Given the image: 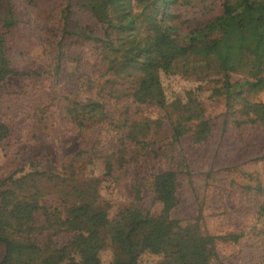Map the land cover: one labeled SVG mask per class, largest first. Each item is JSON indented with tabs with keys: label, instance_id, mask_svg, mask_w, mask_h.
Wrapping results in <instances>:
<instances>
[{
	"label": "rangeland",
	"instance_id": "rangeland-1",
	"mask_svg": "<svg viewBox=\"0 0 264 264\" xmlns=\"http://www.w3.org/2000/svg\"><path fill=\"white\" fill-rule=\"evenodd\" d=\"M220 1L212 14L221 11ZM15 3L19 25L11 43L14 67L31 74L10 78L0 95V118L11 128L10 137L0 141V174L8 172L12 163L36 160L55 177L44 183L43 199L48 205L65 214L67 205L87 202L92 213L104 210L113 218L134 201L137 185L142 210L159 213L162 205L151 190V176L177 169L178 204L169 215L183 225L198 222L201 229L218 237V259L212 264H264L260 209L264 201L260 189L264 187V64L258 77L232 73L230 89L223 88L218 76L207 82L177 75L164 79L167 106H142L141 110L151 118H163L161 131L144 142L126 141L122 165L115 163L108 172L105 156L117 155L123 147L115 124L126 113L138 116L131 99L100 98L108 121L83 131L74 129L60 109L62 93L94 96L86 84L90 80L94 88L104 68L98 44L81 33L101 36L103 27L75 0H49L46 14L21 0ZM134 10L132 0L116 6L119 17ZM172 12L178 21L199 14L178 5ZM60 42L61 67L54 75ZM39 109H45L43 117ZM201 119L209 120L211 129L205 141L195 142L190 129ZM174 126L187 127L177 141L171 137ZM72 235L63 228L31 234L42 252L61 247ZM95 253L109 262L119 249L108 240L92 241L83 255ZM159 258L143 255L150 262Z\"/></svg>",
	"mask_w": 264,
	"mask_h": 264
},
{
	"label": "trees",
	"instance_id": "trees-1",
	"mask_svg": "<svg viewBox=\"0 0 264 264\" xmlns=\"http://www.w3.org/2000/svg\"><path fill=\"white\" fill-rule=\"evenodd\" d=\"M15 1L1 0L0 95L10 78L31 74L14 67L11 43L19 25ZM21 1L48 13L49 0ZM120 1L75 0L103 27L101 36L81 34L98 44L104 74L94 88L90 80L86 84L94 96L81 98L65 92L60 106L72 127L83 131L108 121L100 98H126L134 103L138 116L126 113L115 124L123 147L117 155L105 156L108 172L115 163L122 165L126 141L144 142L161 131L163 118H151L141 110L142 106H167L164 79L177 75L207 82L218 76L223 88L230 89L232 73L258 77L264 64V0H221V11L216 14L212 13L217 0H132L135 10L119 17L116 6ZM174 5L199 14L178 21L172 12ZM58 47L54 75L61 67V42ZM39 111L44 115L45 109ZM210 129L209 120L201 119L190 130L194 141L202 142ZM186 131V126H174L173 141ZM10 135V126L0 118V141ZM52 173L36 160L27 159L12 163L8 172L0 174V264H212L218 259L217 236L201 229L198 222L183 225L169 215L178 204L177 169L167 168L151 176V190L162 205L159 213L142 210L137 185L134 201L121 207L113 218L104 210L92 213L87 202L67 205L65 214L48 205L43 199L44 183L54 180ZM260 189L264 192V187ZM260 209L264 213V201ZM51 228H63L73 235L61 247L42 252L31 234ZM105 240L119 249L112 260L106 262L97 253L83 255L92 241ZM145 254L160 258L146 261Z\"/></svg>",
	"mask_w": 264,
	"mask_h": 264
}]
</instances>
